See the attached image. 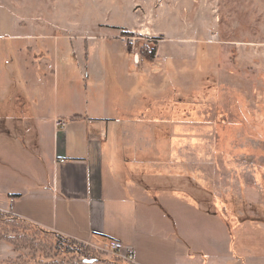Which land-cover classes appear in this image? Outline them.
Instances as JSON below:
<instances>
[{"label": "rangeland", "instance_id": "rangeland-1", "mask_svg": "<svg viewBox=\"0 0 264 264\" xmlns=\"http://www.w3.org/2000/svg\"><path fill=\"white\" fill-rule=\"evenodd\" d=\"M41 114L106 118L163 156L169 133H188L193 188L178 191L203 209L227 192L236 207L220 264H264V0H0V206L46 164ZM79 248L0 219V264H101Z\"/></svg>", "mask_w": 264, "mask_h": 264}, {"label": "crops", "instance_id": "crops-1", "mask_svg": "<svg viewBox=\"0 0 264 264\" xmlns=\"http://www.w3.org/2000/svg\"><path fill=\"white\" fill-rule=\"evenodd\" d=\"M60 117L37 116V123L48 125L46 164L25 171L27 182L3 192L9 205L0 206L1 212L96 248L119 242L123 256L133 253L134 264H220L234 258L220 224L223 214L237 218L234 200L225 192L216 206L203 209L184 198L193 188L187 170L195 168L188 133H169L172 148L163 156L140 132L111 131L106 118ZM58 121L65 127L56 126ZM174 165L180 169L173 171ZM198 167L203 176L205 166ZM233 198L242 200L241 189Z\"/></svg>", "mask_w": 264, "mask_h": 264}, {"label": "trees", "instance_id": "trees-1", "mask_svg": "<svg viewBox=\"0 0 264 264\" xmlns=\"http://www.w3.org/2000/svg\"><path fill=\"white\" fill-rule=\"evenodd\" d=\"M155 53H156V49L151 48V49H149V51H144L142 53H139V57L142 60L152 62L155 59ZM7 218L8 219L9 218L10 219H15V220H18V221H22L24 223H27V224H29V225L37 228L38 230H40L42 232H45L47 234L55 235L56 237H58V239H61V240L65 241V242L75 243V244L79 245V247H80L79 249L80 250L81 249L89 250L90 253L92 254V256L94 257V260L93 261H95V259H96L95 262H97V263H101V264L102 263L103 264H134V263H131V262L126 261L125 259H123L121 257H116V256L113 257V260L114 261H112V259H110V257L107 255V253L105 251L101 250V249L95 248V247L90 246V245H85L83 243L77 242L75 240H72L70 238L64 237V236L59 235L57 233H53V232H50V231H46V230L41 229L40 227H38V226H36V225H34L32 223H29L27 221H24V220H22V219H20L18 217H15V216H13V215H11L9 213H5V212H1L0 211V219H7Z\"/></svg>", "mask_w": 264, "mask_h": 264}, {"label": "built area", "instance_id": "built-area-1", "mask_svg": "<svg viewBox=\"0 0 264 264\" xmlns=\"http://www.w3.org/2000/svg\"><path fill=\"white\" fill-rule=\"evenodd\" d=\"M56 126L64 128L65 122L58 121L56 123ZM124 248L125 247L119 242L109 241L105 245L104 250H106L107 252L111 253L112 255H114L116 257H121V258L125 259L126 261L133 263V253L131 251H129V250L126 251L125 256H123L121 254V252L124 250Z\"/></svg>", "mask_w": 264, "mask_h": 264}, {"label": "water", "instance_id": "water-1", "mask_svg": "<svg viewBox=\"0 0 264 264\" xmlns=\"http://www.w3.org/2000/svg\"><path fill=\"white\" fill-rule=\"evenodd\" d=\"M91 263L93 262V261H90Z\"/></svg>", "mask_w": 264, "mask_h": 264}]
</instances>
